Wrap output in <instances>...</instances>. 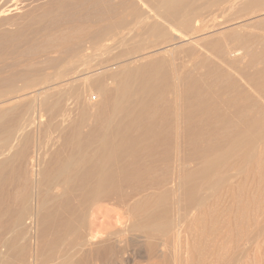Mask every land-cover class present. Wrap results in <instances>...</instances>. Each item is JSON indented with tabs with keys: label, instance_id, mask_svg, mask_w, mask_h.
Here are the masks:
<instances>
[{
	"label": "bare ground",
	"instance_id": "6f19581e",
	"mask_svg": "<svg viewBox=\"0 0 264 264\" xmlns=\"http://www.w3.org/2000/svg\"><path fill=\"white\" fill-rule=\"evenodd\" d=\"M140 248L259 262L264 0H0V264Z\"/></svg>",
	"mask_w": 264,
	"mask_h": 264
},
{
	"label": "rangeland",
	"instance_id": "374dc122",
	"mask_svg": "<svg viewBox=\"0 0 264 264\" xmlns=\"http://www.w3.org/2000/svg\"><path fill=\"white\" fill-rule=\"evenodd\" d=\"M125 34H126V33H125ZM122 36H123V35H122ZM122 36H120V37H122ZM118 37H119V36H118ZM118 37H117V39H116L114 42H112L113 44L111 43V46H114V47L111 48V46H109V48H111L110 51L112 52V53H111V56H114V55H117V54H119V53H122L121 50L124 51V48H125L124 46H125V45H124L123 47H122V46H119V45H123V42L120 43L121 40H118ZM120 37H119V39H120ZM122 38H124V36H123ZM122 38H121V39H122ZM122 40H123V39H122ZM115 42H118V43H120V44L118 45V43H116V45H117V46H116V45H115ZM114 48H115V51H114ZM122 48H123V49H122ZM112 50H113L114 52H113ZM95 96H96V95H94V98H95ZM95 100H96V99H95ZM221 205H222L221 207H228V206H229V207H232V203H230L229 201H226L225 203H223V204H221ZM100 221H101V222H104V219H100ZM113 221H115V220H113ZM113 221H112V222H113ZM220 226H221V225H220ZM221 227H222V226H221ZM220 229H221V228H219V231H220ZM223 230H225V231H223ZM222 231H223L224 234L226 233V229L223 228L220 232L222 233ZM223 233H222V234H223ZM224 234H223V235H224ZM223 235H222L221 237H224ZM226 235H227V233H226ZM227 237H228V236H226V239H227ZM228 238H229V239H227V240L225 239V237L223 238L224 240H226L228 246H230V245L232 246V247L230 246L231 249H230V247H229V250H228L229 253H228V255L230 254L229 256H231V257H232V256H237V255L239 254V252H238L236 246H238V243H239V244H242V243H241L242 241H239L240 239H238V237H236V238H235V237H234V238H230V236H229ZM174 242H176V241H174ZM171 243H173V242H171ZM171 243H165V246H166V247H164V252H165V253H168V252L170 253L171 251H169V250H168V252H166L167 249H168V248H172V249H173V248L175 247L174 245L177 244V243H176V244H175V243L171 244ZM179 243H180V242H179ZM167 244H168V245H167ZM169 244H170V245H169ZM182 244H184V243H181V246H182ZM236 244H237V245H236ZM171 245H173V247H172ZM178 245H179V244L176 245V248L178 247ZM233 245H234V246L236 245L235 248L233 247ZM243 246L246 247V245H243ZM166 248H167V249H166ZM165 249H166V250H165ZM172 249H171V250H172ZM174 249H175V248H174ZM174 249H173V250H174ZM177 249H178V248H177ZM175 250H176V249H175ZM182 250H183V249H182ZM29 251H30V250H29ZM228 251H227V252H228ZM30 252H31V253H30ZM30 252L27 253V255H29V256H28V257L26 256V257H27V260H26L23 264H31V263H33L34 261H35L34 263H36V264H40L39 259H37V258H39L38 255H36V254L34 255V251H30ZM260 253H261V254H260ZM30 255H31V256H30ZM139 255H140V256L138 257V259H137V260H134L133 262H131V264H157V263H158L156 259H152V258H149V257H145V256H144V250H143L142 248L139 249ZM258 255H259L260 257H259ZM258 255H257V259H258V257L260 258V259H259V262H256V261H254V260H251V261L247 262V264H264V263L262 262V261H264V248L262 249V251L260 250V252H259ZM250 257H251V256H250ZM257 259H256V260H257ZM30 261H31V262H30ZM257 261H258V260H257ZM53 262H54V264H65V261L63 262L61 257H58V259L56 258V260H53ZM53 262H52V263H53ZM48 263H49V264H52V263H50V262H48ZM115 263H116V262H115ZM119 263H120V262H118L117 264H119ZM92 264H101V263L96 261V263H95V262H92ZM244 264H246V263H244Z\"/></svg>",
	"mask_w": 264,
	"mask_h": 264
}]
</instances>
